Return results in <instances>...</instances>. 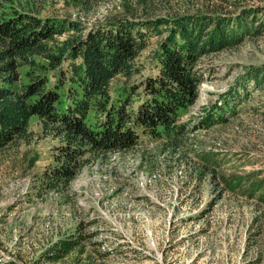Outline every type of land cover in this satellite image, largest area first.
<instances>
[{
    "label": "rangeland",
    "instance_id": "rangeland-1",
    "mask_svg": "<svg viewBox=\"0 0 264 264\" xmlns=\"http://www.w3.org/2000/svg\"><path fill=\"white\" fill-rule=\"evenodd\" d=\"M13 9L87 28L117 19L153 22L157 32L138 59L143 71L117 76L112 92L137 89L154 75L153 56L176 19H237L251 9L264 19V0H90L84 7L12 0L0 13ZM197 67L202 82L183 116L179 148L143 135L131 150L87 155L65 186L45 183L58 164L59 139L33 117L34 140L0 152V264H264V90L243 88L248 72L264 68V33L203 57ZM210 113L223 121L204 129L199 122ZM66 239L77 243L54 259V245Z\"/></svg>",
    "mask_w": 264,
    "mask_h": 264
},
{
    "label": "trees",
    "instance_id": "trees-1",
    "mask_svg": "<svg viewBox=\"0 0 264 264\" xmlns=\"http://www.w3.org/2000/svg\"><path fill=\"white\" fill-rule=\"evenodd\" d=\"M74 1L84 7L90 0ZM9 2L0 0V9ZM255 12L251 9L237 19H176L153 56L154 75L137 89L116 92L111 91L113 79L143 71L138 59L157 32L153 22L117 19L87 28L80 21L33 11L1 12L0 152L31 143L30 120L38 117L43 129L59 139L58 164L44 177L47 187L55 189L77 177L87 155L131 150L143 135L176 150L187 133L183 116L198 100L202 74L197 63L241 44L247 35H262L264 19ZM263 69L248 72L243 88L254 84L264 90ZM222 121V115L210 113L199 125L207 129ZM75 243L66 239L55 244L54 259L68 254Z\"/></svg>",
    "mask_w": 264,
    "mask_h": 264
}]
</instances>
